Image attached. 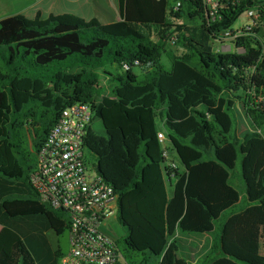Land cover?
I'll list each match as a JSON object with an SVG mask.
<instances>
[{"label": "trees", "instance_id": "1", "mask_svg": "<svg viewBox=\"0 0 264 264\" xmlns=\"http://www.w3.org/2000/svg\"><path fill=\"white\" fill-rule=\"evenodd\" d=\"M180 1L173 12L170 0H119L121 20L107 25L70 15L0 21V264H57L65 254L48 234L66 235L68 216L39 200L29 174L59 114L76 103L89 104L104 129L105 137L89 130L85 147L117 195L127 252L188 264L179 235L212 234L240 201L229 184L239 162L246 207L222 224L208 264H264L246 246L247 228L264 227V45L243 36L216 51L246 8L209 23L201 0ZM238 104L252 127L241 136ZM160 131L182 170L165 165Z\"/></svg>", "mask_w": 264, "mask_h": 264}, {"label": "built area", "instance_id": "2", "mask_svg": "<svg viewBox=\"0 0 264 264\" xmlns=\"http://www.w3.org/2000/svg\"><path fill=\"white\" fill-rule=\"evenodd\" d=\"M201 3L209 23L221 20L224 10L246 8L242 14L246 22L237 30L222 31L216 51H229L231 42L243 36H251L260 43V35L264 34V0H201ZM170 6L177 12L182 2L170 0ZM175 41L171 36L168 44L174 46ZM137 65V62L123 63L121 69L127 71ZM93 120L89 104L76 103L64 108L37 150L35 167L29 174L39 200L68 216V250L57 264H126L121 262L115 242L105 230L106 223L117 218V195L97 172L96 164L88 165L84 155L85 139ZM157 140L165 165L174 167L168 163L165 134L160 131Z\"/></svg>", "mask_w": 264, "mask_h": 264}, {"label": "rangeland", "instance_id": "3", "mask_svg": "<svg viewBox=\"0 0 264 264\" xmlns=\"http://www.w3.org/2000/svg\"><path fill=\"white\" fill-rule=\"evenodd\" d=\"M5 4H6V1L2 5H5ZM19 4H22V3L21 2H17V3L11 2L10 4H7L3 7H0V21L4 18H7V17L16 16V14H18V12H16L17 9L19 7H21ZM245 22H246L245 16L241 15L237 19V21L234 23V25L232 26V30L239 29ZM259 41H260V43L258 42V44H264V34L260 35ZM213 47H214V49H216L218 47L217 43H214ZM232 47L233 46L231 44V48ZM160 60L166 69L170 68V61L168 60L167 56L164 53L161 55ZM133 71L135 73H137L138 75H140V79H142V76L140 74V70L138 68H134ZM113 72L115 73V71H113ZM118 72L121 73V71H118ZM232 117L234 119V131L237 132L238 136H241L244 132L252 130V127H251L250 123L248 122L247 118L245 117V115L243 114V112L241 110V106L239 104L237 105L236 110H234V112L232 113ZM158 126L160 129L159 124H158ZM91 131L97 136L105 137L104 129L101 125V122L97 119H94L92 121ZM262 135H264V133H262ZM84 155H85V159H86L88 165L92 166V165L96 164V158L91 152L85 150ZM203 160L204 161L214 160V158H213L212 154L206 153L203 156ZM168 163L174 165L173 168L181 167L179 160L174 153L169 154ZM229 184L234 189H236L238 192H240V201L236 205L231 207L230 209L226 210L219 217V219L214 222V232L211 234L212 238H217L219 236V234L221 232L222 224L225 222V220L228 217H230L233 214H237V213L241 212L246 207V197H245V194L243 192V182L241 179L239 162L236 163L235 169L230 172ZM171 189H172L171 187H169V186L167 187L168 194L171 193ZM106 225H107V228L105 229L106 233H108L110 235V237L114 240L117 252L119 255H121V259H120L121 262H123V263L126 262L128 264H132L131 263V261H132L134 264H156L152 259L148 260L146 263L143 262L142 260L147 258L145 255H142L139 253H134L132 251H130V252L126 251L125 245L123 243V240L125 237V230L118 224L117 219H115V218L110 219L106 223ZM248 230H256L258 232V233L250 234L248 240H249V243L251 244V246L255 247L258 250V253L264 254V227H249V228H247V231ZM199 235L200 234H187V233L180 234L181 247L182 248L179 252V256L184 258L188 262V264H208L209 263L208 260L210 258H213V257H204L202 259L197 258V260L194 263L192 262V257H191L192 255L190 253L187 240L189 237L199 236ZM48 237H49L50 242L53 244V246L58 245L64 253L67 252V250H68L67 234L60 236V237H56L54 235V233L50 232L48 234ZM247 245H249V244L247 243Z\"/></svg>", "mask_w": 264, "mask_h": 264}, {"label": "crops", "instance_id": "4", "mask_svg": "<svg viewBox=\"0 0 264 264\" xmlns=\"http://www.w3.org/2000/svg\"><path fill=\"white\" fill-rule=\"evenodd\" d=\"M5 1V5L11 2H21L22 4H19L21 7L17 9L18 14L16 16L21 15L27 19H34L36 16L46 19L49 16L70 15L84 21L95 19L102 25L121 20L119 0H0V7L5 6L2 5ZM178 168L182 170L181 167ZM253 233L258 232L248 230L247 238ZM212 239L211 234H200L188 238L193 263L197 258L208 257ZM247 249L258 252L251 244L247 245ZM208 261H211V259Z\"/></svg>", "mask_w": 264, "mask_h": 264}]
</instances>
